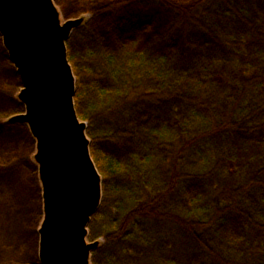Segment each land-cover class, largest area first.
<instances>
[{"label": "trees", "instance_id": "1", "mask_svg": "<svg viewBox=\"0 0 264 264\" xmlns=\"http://www.w3.org/2000/svg\"><path fill=\"white\" fill-rule=\"evenodd\" d=\"M123 5L170 22L137 49L91 23L67 42L103 179L91 264H264V0Z\"/></svg>", "mask_w": 264, "mask_h": 264}, {"label": "water", "instance_id": "2", "mask_svg": "<svg viewBox=\"0 0 264 264\" xmlns=\"http://www.w3.org/2000/svg\"><path fill=\"white\" fill-rule=\"evenodd\" d=\"M85 18L62 21L53 0H0V34L21 77L26 124L37 141L35 160L43 188L39 229L41 264H91L101 240L89 224L102 199V175L92 157L87 123L75 104L76 77L67 42Z\"/></svg>", "mask_w": 264, "mask_h": 264}, {"label": "rangeland", "instance_id": "3", "mask_svg": "<svg viewBox=\"0 0 264 264\" xmlns=\"http://www.w3.org/2000/svg\"><path fill=\"white\" fill-rule=\"evenodd\" d=\"M53 1L62 21L84 17L82 25L93 24L106 44L119 50L141 48L170 22L169 13L160 6L112 8L120 0ZM22 88L0 34V264H41L44 202L35 160L37 141L28 125L9 122L26 110L18 97Z\"/></svg>", "mask_w": 264, "mask_h": 264}]
</instances>
